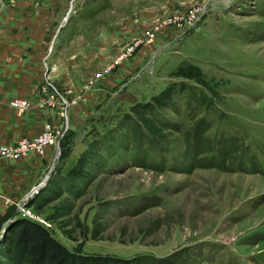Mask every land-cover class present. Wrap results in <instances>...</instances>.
Returning a JSON list of instances; mask_svg holds the SVG:
<instances>
[{"label": "rangeland", "instance_id": "obj_1", "mask_svg": "<svg viewBox=\"0 0 264 264\" xmlns=\"http://www.w3.org/2000/svg\"><path fill=\"white\" fill-rule=\"evenodd\" d=\"M44 131L0 264L10 215L88 264H264V0H0V145Z\"/></svg>", "mask_w": 264, "mask_h": 264}, {"label": "trees", "instance_id": "obj_2", "mask_svg": "<svg viewBox=\"0 0 264 264\" xmlns=\"http://www.w3.org/2000/svg\"><path fill=\"white\" fill-rule=\"evenodd\" d=\"M8 218L6 227L13 224L10 256L17 263L22 261H25V264H75V262H77L76 264H84L85 262L88 264L98 262L96 258L99 257L96 255L78 254L69 250L53 235L49 228L36 220L13 215ZM119 260L124 261L121 262L122 264H126L131 258Z\"/></svg>", "mask_w": 264, "mask_h": 264}, {"label": "crops", "instance_id": "obj_3", "mask_svg": "<svg viewBox=\"0 0 264 264\" xmlns=\"http://www.w3.org/2000/svg\"><path fill=\"white\" fill-rule=\"evenodd\" d=\"M74 110L75 108H72L70 111L71 121L74 119ZM24 122L27 124L36 123L40 125L43 122V117H41L39 114H36L34 118L26 117ZM51 159L52 162H54L52 155H50V152L48 151L45 155L40 157H34V155L30 153L28 158L18 162H12L11 164L0 161V215L5 212V209H7L8 203L6 202H9V198L12 197V192L16 190L15 194L20 195V191H24V193H26L28 190L30 191L37 183L36 182L33 184V182L36 180V173H40L39 171L44 170V160H46L47 165L50 163ZM71 162L72 161L69 158L65 165L68 164V166H70ZM7 190L9 191L6 193ZM27 195L28 194H26V196Z\"/></svg>", "mask_w": 264, "mask_h": 264}, {"label": "built area", "instance_id": "obj_4", "mask_svg": "<svg viewBox=\"0 0 264 264\" xmlns=\"http://www.w3.org/2000/svg\"><path fill=\"white\" fill-rule=\"evenodd\" d=\"M9 105L15 108L25 109L29 106V103L24 98L14 97L9 100ZM54 141L50 133L44 131L43 134H39L32 139H19L13 145H0V157L20 159L30 152L43 155L44 149L53 143L55 144L56 142Z\"/></svg>", "mask_w": 264, "mask_h": 264}, {"label": "water", "instance_id": "obj_5", "mask_svg": "<svg viewBox=\"0 0 264 264\" xmlns=\"http://www.w3.org/2000/svg\"><path fill=\"white\" fill-rule=\"evenodd\" d=\"M48 175L47 176H45V178L43 179V181L42 182H40V183H38L33 189V191H30L31 193H29L28 194V196L30 197H33V196H35L42 188H43V186L45 185V183L47 182V180H48ZM13 219H11V221H12ZM8 222V221H7ZM3 228H4V226L2 227V232H3ZM0 236H1V234H0Z\"/></svg>", "mask_w": 264, "mask_h": 264}, {"label": "bare ground", "instance_id": "obj_6", "mask_svg": "<svg viewBox=\"0 0 264 264\" xmlns=\"http://www.w3.org/2000/svg\"><path fill=\"white\" fill-rule=\"evenodd\" d=\"M43 187H45V185L43 186ZM34 190V189H33ZM41 191V190H40ZM36 196V195H35Z\"/></svg>", "mask_w": 264, "mask_h": 264}]
</instances>
